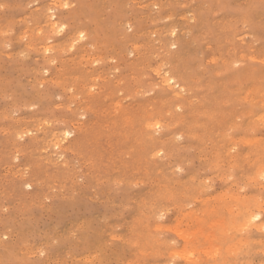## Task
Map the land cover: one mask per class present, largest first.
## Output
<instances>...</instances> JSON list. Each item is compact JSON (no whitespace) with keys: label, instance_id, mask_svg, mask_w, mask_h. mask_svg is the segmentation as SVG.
Returning <instances> with one entry per match:
<instances>
[{"label":"rangeland","instance_id":"1","mask_svg":"<svg viewBox=\"0 0 264 264\" xmlns=\"http://www.w3.org/2000/svg\"><path fill=\"white\" fill-rule=\"evenodd\" d=\"M46 15L51 16L50 23L56 26L57 30L56 28L52 30L50 28L51 24L48 25L45 22L47 18ZM239 15L245 16L244 22L239 18ZM4 21L6 24H4ZM164 29L166 30L165 32H167L166 35L163 34L165 37L164 41L166 43L170 40V42H172L173 39H180L181 43L183 42L188 46L193 45L198 50L196 49L195 52H192L194 55L190 54L189 50L186 51V53H183V56L181 54V56L175 60L176 65H174V60L167 62L166 59L168 55L179 51L177 50V45H170L167 48L170 51L169 53L165 50L159 49L161 46L160 41L162 40L160 34L164 32ZM195 29L196 32L194 36H192L191 33L192 31L194 32ZM170 30L171 32L173 30V32L171 33ZM209 32H212L211 35ZM73 33L76 36L75 38L73 37ZM216 33H218L220 36L223 34L224 37L230 40L228 43L236 47L241 45L249 47L252 45L251 49L249 50L250 52H246L244 54L245 59H241L242 61L240 60L239 64L237 63L232 66L234 67L232 71L233 73L230 75L226 70L218 71L221 73V75H217L215 73V70L218 69L221 61L220 55H224L219 54V51L216 50L217 48L215 49V41V47L213 46V39ZM112 35L114 37H112ZM152 36L154 37L152 38ZM203 36H205V38H203ZM133 37L135 39H133ZM199 41H201V43L203 42L200 44L201 50L199 49ZM133 45H136L138 50L140 49L139 58L142 57L143 62H145V54H149L145 55L147 58L152 55L150 58H148L149 61L147 60L146 63L141 64L143 63L141 61V63H139V68L135 67L136 56L133 54L134 52H130L133 48ZM0 46V113L2 116L0 118H3L2 120L0 119V128H3L2 131H0V264H185L186 261V264H190L194 259L198 258V256V260H202L198 264H215L217 262H219L217 264H264V244L255 245L252 249L250 247H246L245 245V240H248L249 237H261L264 239V231L258 232L254 229L250 230V228H242L245 229L242 230L243 232L245 231L243 233L241 232V229L236 226L237 224L232 225L234 228H237L235 233L233 231L234 228L229 229L231 232L229 230L226 231V239L223 240L225 244H221V241L216 240L214 243H212V248L210 247L212 249L211 251L220 250V255L223 253L224 247H230V243L232 244L230 251L233 253L228 252L227 254H229V256L226 254L227 257H225L226 255L223 254L224 256L221 255L223 257L222 258L218 255V253L215 255V253L212 252L211 254L210 250H200L202 248L208 249L206 246L209 247L211 237L217 236L218 231H216V227H214L213 224L210 226V223L213 221H215L213 223H217L221 221H218V219H222V217L229 218L231 222L235 221V219H238L235 213H227L226 209L228 206L226 208L225 205L221 206V204L228 203L227 195L229 193H231L233 196L236 194L235 196L241 197L243 195L247 196V194L249 195L253 192L256 195H262L264 197V178L260 177V175L264 176V169H259L260 171L258 170V173L255 175L254 170L252 168L250 169V165L254 162L252 157L242 155L244 158L240 163H243L246 166H243V168L240 166L239 170L240 172H243H241L242 174L240 173L242 177H244L245 173L244 179H241L240 177H236L237 179L233 178L231 172V167H236L239 164L235 163V156L239 152V149L245 148V141L248 138L252 139L253 137L258 139L264 138V107H261L262 99L261 97H255V99L252 101L250 96H247V94L245 95L247 87L250 84L254 87L256 84L264 86V0H0ZM50 46H52L55 51H53V49L49 51ZM43 47H46L49 50L46 52ZM41 48H43L42 52ZM96 54L98 56H96ZM159 55L161 60L159 59ZM188 55H191L192 57H189ZM249 57H255L258 62L249 59ZM209 59L212 61L210 62ZM51 60L52 64L50 62ZM91 60L95 63H92ZM155 60L157 63H154ZM162 60H166L165 62L167 65L164 63L165 67L169 66L168 76L171 75L172 72V74H176L178 76V72L180 71L179 76L185 80L186 92H182L183 94L180 96L182 99L179 97L180 99H177L174 103L170 102L166 97H163L157 91V84H155L159 81V75L157 74L158 71L160 72L162 70L160 72L161 76L163 74L167 76V67L165 68L164 65H162V68H165L162 69L157 65L158 61ZM190 60L193 64L190 62ZM213 61H215V63ZM253 61L256 63L253 65L255 68H252L251 73L253 75L252 79L256 84L250 81L249 83L245 76V78H242V75H236V73H234L240 68H250L249 65L254 64ZM199 62L203 64V68L200 67L198 64ZM147 63H149V67L152 70L157 69V67L159 68L158 70H155L156 73H152L153 71L149 69ZM243 63L246 64L247 67ZM129 64L130 66L133 65L132 67L135 68H131ZM213 64L215 66H213ZM205 65L207 67H205ZM76 66L79 74L76 73ZM69 68H71L72 71H70L71 69ZM36 70H39L40 72ZM62 71L65 74H63ZM101 72L104 74H101ZM61 73L63 74L62 79L59 76ZM90 73L91 76H87L88 83L86 82V84L89 85L87 86L84 84L87 79H83V74ZM125 74L126 76L129 75L126 78L127 82L124 81L126 77ZM32 76L35 77L33 78ZM121 76L123 78H121ZM68 77H71V79L73 77L74 81H76L75 78H79L81 79L79 80L80 82H82L83 79L84 83H82L84 85H80V82L78 81L74 82L73 80H69ZM101 79H103L105 82L107 81L108 83L106 82L104 86L105 82H103ZM62 80H67V83H65L68 87L66 84L63 86L64 83ZM94 80L96 83L95 85L91 83H94ZM116 80L118 81L116 82ZM202 80L203 82H201ZM220 81H222V83H220ZM58 83H61V85ZM89 83H91V85ZM219 85L222 88L219 87ZM69 86H73L72 89L77 90L78 92L72 93L74 90H67ZM117 87L119 88L117 89ZM82 88L83 91L79 90ZM218 88L221 89L219 90ZM87 89H89L88 91L90 92L88 94L87 92H84ZM119 89L122 91L121 93L118 92ZM97 90L98 92L100 91V93L94 96L95 92L97 93ZM103 90L108 94L104 92L105 94L103 93L102 95H99L101 92H103ZM115 90L118 93H116ZM91 91H93L94 94L91 93ZM213 91L218 92L220 95L217 94V102L215 101L216 103L214 102L210 104L211 98L214 94ZM79 93H84V97L92 95V97H90L91 99H94L93 104L92 102L89 104V100H87V103L86 99L89 98L86 97V99L83 97L84 101H82L81 97L83 94L80 97ZM110 93H112L114 96L110 95ZM69 94H71L70 98ZM46 95L50 99H48ZM72 96H74V100ZM96 96H99V99L101 96H103L101 99H105H102V101L100 100V103H103L100 105V107H98L99 99ZM243 96L246 97V100ZM76 97H79L77 99L78 101L76 100ZM152 97L156 100L152 99ZM96 98L98 101H96ZM189 99H192L191 104L188 103L190 102ZM231 101L234 104L230 103ZM83 102L85 106H92L91 110H89L90 108L88 109V107L83 105V107H81V103L83 104ZM118 103L122 104V107L117 105ZM228 103H230L231 107L228 105ZM174 104L177 106H174ZM258 104L259 107L257 106ZM66 105L70 106L71 111L68 110L69 108H66ZM171 105L174 107V109L171 108ZM75 107H77L79 110ZM74 108L77 109V117L75 116L76 112L72 111L75 110ZM80 108H83V111L80 110ZM217 108L219 109L217 110ZM44 109L46 110L44 111ZM97 109L100 111L98 112ZM245 110H251V112L254 113V116L250 118L252 121L251 131L248 132V130H246V132H244L242 135L241 132L235 130L234 127L237 125L241 126V123H246V117L243 115V111ZM104 111L107 114H101V112ZM146 111L149 113L145 114V116L148 115V117L158 118L160 122H164L161 123L162 127L156 128L154 130L155 132L152 134L158 140V143H155L154 145L149 144V142L145 139L147 133L143 132L145 119L142 117V113ZM6 112L8 114L13 113L12 116H15L16 119L19 120L16 121V119H14L15 117L13 118L10 114L9 115L11 117L9 119L8 117H6L7 119L4 118V115H7ZM31 112L32 115H30ZM78 112H80V115ZM223 114H225V116H223ZM28 115L32 118H29ZM37 116L39 121L41 120L40 123L38 122V119L34 118ZM127 116H130L132 120L131 123L126 122ZM61 117H63L66 122ZM67 117H71V119L69 118L70 120L68 121ZM27 118H29L31 121L33 120L31 124ZM57 118L59 119L57 120ZM243 118H245V120ZM13 119L15 120L16 124L13 122ZM74 119H76L75 122H73ZM36 120L39 124L35 123ZM87 120L92 123L90 124ZM22 121H24L23 125L25 128L21 124ZM111 121L113 123L116 122L117 124L114 125ZM230 121L231 125L228 126V122L230 124ZM80 122L89 124L88 126L83 124L85 127H87L86 132L85 127H80V124H82ZM255 122L258 123L256 124ZM32 123L33 127H31ZM41 123L44 124V126L42 125V132L40 129L36 130L34 128L35 124L37 129L38 127L40 128ZM111 123L113 124V127ZM11 124L12 127L9 126ZM25 124H30V126H26ZM200 124L203 126H200ZM15 125H20V127H17V129L19 128L16 132L17 134L15 131H12L13 133L11 132L12 129L14 130ZM45 125H49V129L46 128L49 130V136L48 133L44 134ZM92 125L97 127L98 133L95 132L96 130L94 129L96 128H94ZM66 126H69L71 129ZM110 126L112 130L110 129ZM46 129L45 131H47ZM63 129L66 131H63ZM34 130L38 132H35ZM68 130L71 134L66 136L63 142H61V147H53V145L57 142L56 138L65 132H69ZM33 134L34 138L31 137ZM84 134H87L89 138H87V136ZM45 135L48 136L49 141L46 138V142H42L43 148L41 149L42 146L40 145V141L44 140L46 137ZM51 135H54V138L52 136L53 139L51 138ZM240 136H242L241 140H243V142L239 141ZM80 137L83 141L85 140V142L81 141ZM58 138L60 139V136ZM223 138H225V140ZM37 139H39V141ZM54 139L56 142H52ZM74 140L76 142L75 146L77 145L75 148L73 146ZM49 143H51L52 146H50ZM47 144L49 145V150L47 149ZM81 146L85 147L84 150L81 149ZM50 147L51 149L53 148V150H50ZM65 147H68V150H66ZM77 147L78 152L75 150ZM61 148L64 150V152L61 150ZM14 149H16V151ZM30 149L32 150V153H30ZM56 149H58L59 152H57ZM156 150L161 151L156 153ZM49 151H53L54 153ZM65 151L67 153H65ZM235 151L236 153H234ZM35 152L38 154L41 152L40 154H42L43 158L45 155L48 156L47 154L49 153L52 155H49L48 158L45 157L49 161H46L44 158L46 161H43L45 163L44 164L43 162H40L39 158V162L37 161V158H34L36 156L41 158V155H38ZM75 153L76 155H74ZM43 154L45 155L43 156ZM233 154H235V156ZM28 155H32L31 157H33V159L29 158ZM55 156L58 159H62V161L59 159L61 161L59 162L57 158L55 159ZM43 158H41V161ZM9 159L13 162H11ZM50 160H52V162L53 160L54 162L55 160L58 162H53V164L56 165H52ZM232 160L234 161L233 163ZM64 161L66 164H64ZM209 163H211L213 166H209ZM234 163L236 166L233 165ZM3 164H6V166ZM15 164L17 166L19 165V167H16ZM28 164H31V168ZM42 164H44V166H42ZM2 165L4 166L3 168L1 167ZM14 165L17 169V172L14 170ZM62 165V168L65 167L63 171L62 169H59V166ZM82 165H84V167ZM28 166L30 169H25ZM54 166L56 168H53ZM27 170L29 174L24 173L27 172ZM19 171H22V174L20 172V175H18ZM37 172L38 174H36ZM13 173H15L17 176ZM47 173L50 177H46ZM42 174L43 178H46L47 180H43ZM190 174L191 176H189ZM34 175L38 176L34 177ZM224 175L225 178L222 177ZM257 175L259 177H256ZM39 176H41L40 179ZM113 176L114 178L112 179ZM19 177H21L20 180ZM24 177L27 179H22ZM137 177H139V182ZM195 177L197 179H195ZM30 178H34L32 181L35 185V188L31 183L32 181H30ZM175 178L178 181H174ZM223 179H225L226 182ZM238 179L240 180L238 181ZM257 179H259V181ZM35 180L38 182L40 181V183L37 182L39 185L35 183ZM130 180H132L134 183H131ZM24 181L28 182L29 184L25 183ZM17 183L19 184L17 185ZM20 184L21 186L22 184L24 185L22 187L20 186L21 189H17L20 188ZM16 185L18 186L17 188ZM25 186H27L28 189ZM31 186L33 188H31ZM36 186L40 189L37 190ZM13 187H15V189H13ZM34 189L35 191H32ZM36 192L37 194L41 193L37 195V199L34 197ZM225 192L227 194H225ZM22 193H24V196ZM161 195H163V197H160V201L158 196ZM152 196H155L153 197L154 200L151 199ZM135 200L136 202H134ZM148 200H151V203ZM156 201L158 203L155 204ZM140 202L141 204H139ZM145 202L146 206L144 205ZM200 202H202L201 204L203 205L200 206V204H198ZM157 206H162V208L160 209V207L158 208ZM150 209H154L155 214L154 211ZM205 210L210 211V213L213 211L212 213L215 215L211 213L205 224L203 223L204 226H200L198 219L202 218L201 216ZM261 210L264 213V203L262 204ZM186 212L188 214L192 212V216L183 218L184 215H187ZM254 214H257V211L252 213V215ZM218 216L219 218L217 219ZM232 218L234 220H232ZM174 221L177 222L176 225ZM185 222H187V224ZM192 223H195L196 225H193ZM197 224L199 225L197 226ZM179 225L180 227L178 230L175 229ZM172 226L175 230H173ZM165 227L168 229H165ZM192 227L196 232H192ZM195 227L199 228L200 232L202 231L201 235L198 231L200 236L195 234L198 230ZM189 228L192 231H190ZM237 230H240L241 233H237ZM208 234L210 235L208 236ZM111 235L113 237H111ZM206 235L208 238L204 240ZM129 236L130 238L132 236L133 237L130 239L128 238ZM189 236L193 237L188 238ZM185 237L188 239L193 238L191 242L186 243L188 245L186 248V244L184 245L185 240H182L183 238L185 239ZM239 237L241 240L238 239ZM201 238L202 241L204 240V242L201 241ZM209 238L210 241L208 240ZM227 239L230 241L228 242ZM234 239L235 243H233ZM242 239H244V244L241 242L243 241ZM157 240L158 242H156ZM195 241L199 242L200 244L198 247L199 249L197 248L198 250L194 246V243H196ZM192 244L195 248L191 246ZM215 244L216 246L218 245L220 249H218V247L216 248ZM233 244L235 246H233ZM190 246L193 249H191ZM234 247H236V249H233ZM180 248H182L183 251ZM194 249H196L198 252H201L197 255V252ZM239 249L241 251V257H238L236 262V260H233V258L239 252ZM244 251L245 254H243ZM178 252L181 254L177 255ZM211 255H213L212 258ZM173 256H176L175 258L178 260L173 258ZM203 257L205 259H203ZM225 259L227 261H225ZM204 260H206L207 263H203Z\"/></svg>","mask_w":264,"mask_h":264},{"label":"bare ground","instance_id":"2","mask_svg":"<svg viewBox=\"0 0 264 264\" xmlns=\"http://www.w3.org/2000/svg\"><path fill=\"white\" fill-rule=\"evenodd\" d=\"M133 1H135V0H133ZM184 1V0H183ZM56 2V1H55ZM58 2V1H57ZM131 2V1H130ZM63 3V2H62ZM104 3V2H103ZM153 3V2H152ZM170 3V2H169ZM49 4V3H48ZM50 4H52V3H50ZM59 4V3H58ZM131 4V3H130ZM160 4V3H159ZM171 4V3H170ZM188 4V3H187ZM53 5V4H52ZM60 5V4H59ZM63 5V4H62ZM169 5V4H168ZM49 6V5H48ZM58 6V5H57ZM130 6V5H129ZM144 6V5H143ZM151 6V5H150ZM11 7V6H10ZM69 7V6H68ZM161 7V6H160ZM153 8V7H152ZM170 8V7H169ZM50 9H53V8H50ZM123 9V8H122ZM125 9V8H124ZM160 9V8H159ZM166 9V8H165ZM184 10V9H183ZM187 10V9H186ZM121 11V10H120ZM125 11H128V10H125ZM161 11V10H160ZM256 11V10H255ZM45 13V12H44ZM99 13V12H98ZM178 13V12H177ZM51 15V14H50ZM128 15V14H127ZM47 16V18H46V23L48 24V25H50L51 27V29L52 30H54L55 28H56V26H54L52 23H50L51 21H50V17L51 16H48V15H46ZM129 16H131V15H129ZM135 16H137V15H135ZM169 16H170V14H169ZM247 16V15H246ZM248 16H249V14H248ZM247 16V17H248ZM53 17V16H52ZM134 17V16H133ZM103 18V17H102ZM239 18L244 22V18H245V16H240L239 15ZM8 19V18H7ZM27 19V18H26ZM132 19V18H131ZM171 19V18H170ZM247 19V18H246ZM53 20V19H52ZM101 20V19H100ZM35 21V20H34ZM191 21V20H190ZM241 21V22H242ZM27 22H28V20H27ZM32 22V21H31ZM142 22V21H141ZM161 22V21H160ZM189 22V21H188ZM246 22V21H245ZM254 22V21H253ZM29 23V22H28ZM60 23V22H59ZM58 23V24H59ZM151 23V22H150ZM179 23V22H178ZM218 23V22H217ZM4 24H6L5 23V21H4ZM224 24V23H223ZM18 25V24H17ZM30 25V24H29ZM44 25V24H43ZM75 25V24H74ZM77 25V24H76ZM132 25V24H131ZM136 25V24H135ZM11 26V25H10ZM44 26H46V25H44ZM72 26V25H71ZM57 27H58V25H57ZM128 27V26H127ZM59 28V27H58ZM61 28V27H60ZM65 28V27H64ZM107 28V27H106ZM123 28V27H122ZM175 28V27H174ZM25 29V28H24ZM43 29V28H42ZM50 29V30H51ZM63 29V28H62ZM176 29V28H175ZM47 30V29H46ZM56 30H57V28H56ZM59 30V29H58ZM136 30V29H135ZM150 30V29H149ZM11 31V30H10ZM9 31V32H10ZM37 31V30H36ZM39 31V30H38ZM63 31V30H62ZM124 31V30H123ZM129 31V30H128ZM166 30L164 29V32H162L160 35H161V38H162V40L160 41V50H165L166 52H170L167 48L171 45V46H176L178 49V51L179 52H175V53H172L171 55H168V57H167V62H170V61H173L174 60V65H176V62H175V60L176 59H178L180 56H181V54H182V56L184 55L183 53H186V51H188L189 50V52H190V54H193L192 52H195L196 51V47H194L193 45L192 46H188V45H186L185 43H181V40L179 39H173L172 40V42H170V41H167V43L164 41L165 39V37H164V35L163 34H167V32H165ZM175 31V30H174ZM223 31V30H222ZM12 32V31H11ZM170 32H171V30H170ZM172 32H173V30H172ZM171 32V33H172ZM195 32H196V29L194 30V32L192 31V36H194V34H195ZM20 33V32H19ZM51 33V32H50ZM49 33V34H50ZM152 33V32H151ZM155 33H157V32H155ZM171 33H170V36H171ZM211 33L212 32H209V34L211 35ZM6 34V33H5ZM22 34V33H21ZM25 34V33H24ZM29 34V33H28ZM60 34V33H59ZM84 34V33H83ZM148 34V33H147ZM153 34V33H152ZM72 35V34H71ZM73 35H74V33H73ZM122 35V34H121ZM131 35V34H130ZM41 36V35H40ZM110 36V35H109ZM20 37H21V35H20ZM29 37V36H28ZM57 37V36H56ZM74 38L76 37L75 35L73 36ZM112 37H114L113 35H112ZM129 37V36H128ZM154 36H152V38H153ZM212 37V36H211ZM13 38H15V37H13ZM59 38V37H58ZM109 38V37H108ZM150 38V37H149ZM203 38H205V36H203ZM240 38H242V37H240ZM250 38V37H249ZM17 39H18V37H17ZM110 39H112V38H110ZM133 39H135L134 37H133ZM169 39H170V37H169ZM186 39V38H185ZM202 39V38H201ZM119 40V39H118ZM154 40V39H153ZM152 40V41H153ZM7 41V40H6ZM109 41V40H108ZM107 41V42H108ZM149 41V40H148ZM202 41V40H201ZM201 41H199V46H200V50H201V45L200 44H202L201 43ZM205 41V40H204ZM211 41H212V39H211ZM214 41H215V46H214ZM236 41V40H235ZM67 42V41H66ZM81 42V41H80ZM155 42H156V40H155ZM187 42H188V40H187ZM228 42H230V40L229 39H227L226 37H224V35L222 34L221 36L218 34V33H216L215 34V36H214V39H213V46L215 47V49L217 50V51H219L218 53L219 54H224L223 56H221L220 55V64H219V66H218V69L217 70H215V73L217 74V75H221V73H219L218 71H223V70H226L227 71V73L229 72V75L230 74H232L233 72V68L234 67H232V66H234V64H239V62H240V60L242 59H245L244 57H245V53L246 52H250L249 50L251 49V46H245V45H241V46H238V47H236V46H234V45H231L230 43H228ZM257 42V41H256ZM69 43V42H68ZM110 43V42H109ZM123 43V42H122ZM144 43V42H143ZM150 43V42H149ZM152 43V42H151ZM226 43H228V44H226ZM243 43V42H242ZM255 44V43H254ZM2 45V44H1ZM3 45H4V43H3ZM16 45V44H15ZM21 45V44H20ZM34 45V44H33ZM41 45H43V44H41ZM40 45V46H41ZM70 45V44H69ZM74 45H76V44H74ZM115 45V44H114ZM156 45V44H155ZM247 45H249V44H247ZM26 46V45H25ZM24 46V47H25ZM63 46H64V44H63ZM159 46V45H158ZM1 47V46H0ZM6 47V46H5ZM36 47V46H35ZM47 47H49V46H47ZM60 47V46H59ZM26 48V47H25ZM37 48V47H36ZM44 48V47H43ZM43 48H41V52H42V49ZM90 48H93V47H90ZM101 48V47H100ZM45 50H46V52H47V50H49V51H51V49H53L52 48V46H50V48L49 49H47L46 47L44 48ZM54 49H55V45H54ZM53 49V51H55ZM157 49V48H156ZM32 50V49H31ZM37 50V49H36ZM45 50H43V51H45ZM91 50H93V49H91ZM176 50V51H177ZM198 50V49H197ZM199 50V51H200ZM62 51V50H61ZM86 51V50H85ZM89 51V50H88ZM118 51H119V49H118ZM139 51H140V49L138 50L137 49V47H136V45H133V48L131 49V51L130 52H134L133 54H135V56H136V58H135V67L136 68H139V66H140V64L139 63H141V61L143 62V60H142V57H140L139 58V56H140V54H139ZM141 51H143V50H141ZM64 52V51H63ZM62 52V53H63ZM69 52V51H68ZM144 52V51H143ZM145 52H146V50H145ZM152 52V51H151ZM160 52V51H159ZM212 52V51H211ZM34 53V52H33ZM126 53V52H125ZM142 53V52H141ZM154 53V52H153ZM156 53H157V51H156ZM164 53V52H163ZM188 53V52H187ZM213 53H214V51H213ZM39 54V53H38ZM45 54V53H44ZM48 54V53H47ZM127 54V53H126ZM148 54V53H147ZM147 54H145V55H147ZM155 54V53H154ZM50 55V54H49ZM104 55V54H103ZM106 55V54H105ZM109 55V54H108ZM118 55H120V54H118ZM131 55V54H130ZM142 55V54H141ZM144 55V54H143ZM144 55V60H145V62H143V63H141V64H144V63H146L147 62V60H148V58H150V57H148L147 58V56H145ZM149 55V54H148ZM161 55H163V54H161ZM194 55V54H193ZM196 55V54H195ZM1 56V55H0ZM10 56V55H9ZM22 56V55H21ZM60 56V55H59ZM63 56V55H62ZM96 56H98L97 54H96ZM111 56V55H110ZM109 56V57H110ZM113 56V55H112ZM134 56V55H133ZM189 56V55H188ZM13 57V56H12ZM11 57V58H12ZM16 57H18V56H16ZM15 57V58H16ZM54 57V56H53ZM164 57V56H163ZM163 57H162V59H163ZM185 57V56H184ZM189 57H192L191 55L189 56ZM28 58V57H27ZM87 58V57H86ZM248 58V57H247ZM60 59V58H59ZM62 59V58H61ZM92 59V58H91ZM110 59H112V58H110ZM114 59H115V57H114ZM154 59H156V58H154ZM159 59H160V55H159ZM158 59V60H159ZM191 59V58H190ZM249 59H251V60H255L256 62H258L257 61V59L255 58V57H249ZM151 60V59H150ZM161 60V59H160ZM165 60V61H166ZM187 60V59H186ZM241 60V61H242ZM41 61V60H40ZM92 61V60H91ZM108 61V60H107ZM129 61V60H128ZM132 61H133V59H132ZM149 61V60H148ZM165 61H158V66L160 67V68H162L163 66L162 65H164V63H166ZM184 61V60H183ZM194 61V60H193ZM209 61H210V59H209ZM212 61V60H211ZM210 61V62H211ZM51 62V64H52V60L50 61ZM134 62V61H133ZM137 62V63H136ZM154 62V61H153ZM190 62L192 63V61L190 60ZM198 62V61H197ZM209 62V63H210ZM214 63H215V61H213ZM254 62V61H253ZM256 62H254V64H250L249 65V67L250 68H248L247 67V65L246 64H244V65H246V67L247 68H240V69H238L237 71H235L234 73H236V75H242L243 77L242 78H247V80H248V82L250 81V82H253L254 83V80L252 79V73H251V70H252V68H255L253 65H255V63ZM62 63V62H61ZM70 63V62H69ZM77 63V62H76ZM86 63V62H85ZM91 63V62H90ZM92 63H95V62H93L92 61ZM154 63H157L156 62V60H155V62ZM182 63V62H181ZM203 63H204V61H203ZM208 63V64H209ZM48 64V63H47ZM50 64V63H49ZM74 64V63H73ZM148 64V67H149V63H147ZM168 64H170V63H168ZM193 64V63H192ZM199 65H200V67L201 68H203L202 66H203V64L202 63H198ZM58 65H62V64H58ZM78 65V64H77ZM94 65V64H93ZM166 65H167V63H166ZM195 65H196V63H195ZM194 65V66H195ZM16 66V65H15ZM129 66H130V64H129ZM133 65H131L130 67L131 68H135V67H132ZM173 66V65H172ZM179 66V65H178ZM193 66V67H194ZM210 66V65H209ZM213 66H215L214 64H213ZM242 66V65H241ZM3 67V66H2ZM82 67V66H81ZM164 67H165V65H164ZM167 67V68H166ZM165 68H166V70H167V73H166V75L167 76H165L163 73V75L161 76L160 75V72L162 71H158V75H159V81H158V83H155V84H157V91L163 96V97H166L170 102H176V100L177 99H180L181 97V94H183L182 92H186V85H185V80L181 77V76H179V73H180V71L178 72V76L176 75V74H172L171 73V75H169L168 76V68H169V66H166ZM171 67V66H170ZM196 67V66H195ZM205 67H207L206 65H205ZM204 67V68H205ZM212 67V66H211ZM238 67V66H237ZM15 68V67H14ZM32 68V67H31ZM39 68V67H38ZM65 68V67H64ZM77 68V66L75 67V70L77 71L76 73H78V69H76ZM80 68V67H79ZM142 68V67H141ZM155 68V67H154ZM165 68H162V69H165ZM182 68V67H181ZM180 68V69H181ZM186 68V67H185ZM197 68V67H196ZM227 68V69H226ZM3 69V68H2ZM69 69H71V68H69ZM145 69H147V68H145ZM149 69H150V67H149ZM159 68L157 67V69H154V70H152V69H150V70H152L153 72L152 73H156V71L155 70H158ZM206 69V68H205ZM215 69V68H214ZM59 70V69H58ZM65 70V69H64ZM63 70V71H64ZM67 70V69H66ZM83 70V69H82ZM36 71H38V72H40L39 70H36ZM48 71V70H47ZM62 71V72H63ZM70 71H72V69L70 70ZM70 71H69V73H70ZM74 71V70H73ZM138 71H139V69H138ZM142 71V70H141ZM144 71V70H143ZM55 72V71H54ZM79 72H80V70H79ZM129 72V71H128ZM127 72V73H128ZM149 72V71H148ZM182 72V71H181ZM184 72V71H183ZM195 72H196V70H195ZM207 72V71H206ZM254 72V71H253ZM75 73V72H74ZM97 73H98V71H97ZM143 73V72H142ZM141 73V74H142ZM170 73V72H169ZM204 73V72H203ZM258 73H259V71H258ZM40 74V73H39ZM63 74H65L64 72H63ZM63 74L61 73V75H59L60 77H61V79L63 78L62 76H63ZM79 74V73H78ZM101 74H104V73H102L101 72ZM108 75H110L109 73H107ZM121 74V73H120ZM129 74H130V72H129ZM184 74V73H183ZM208 74V73H207ZM253 74H255V73H253ZM47 75V74H46ZM50 75V74H49ZM84 76H83V79L84 78H86L87 79V76H91V73L90 74H83ZM132 75V74H131ZM144 75V74H143ZM142 75V76H143ZM185 75H187V74H185ZM198 75V74H197ZM65 76V75H64ZM75 76V75H74ZM97 76H98V74H97ZM99 76H100V74H99ZM125 76H126V74H125ZM127 76H129V75H127ZM127 76L125 77V80L124 81H126V78H127ZM184 76V75H183ZM189 76V75H188ZM225 76H228V75H225ZM245 76V77H244ZM260 76V75H259ZM16 77V76H15ZM33 77V76H32ZM35 77V76H34ZM33 77V78H34ZM92 77H93V75H92ZM221 77V76H220ZM230 77V76H229ZM37 78V77H36ZM88 78H90V77H88ZM100 78H101V76H100ZM113 78V77H112ZM121 78H123L122 76H121ZM3 79V78H2ZM16 79V78H15ZM68 79L69 80H73L74 81V78L72 77V79H71V77H68ZM76 79V81H78V82H80L79 80H81V79H77V78H75ZM83 79H82V82L84 83V81H83ZM91 79V78H90ZM95 79H96V76H95ZM98 79H99V77H98ZM111 79V78H110ZM154 79V78H153ZM189 79V78H188ZM85 80V79H84ZM93 80V79H92ZM102 81H103V79H101ZM107 80V79H106ZM120 80V79H119ZM141 80H143V79H141ZM235 80V79H234ZM3 81V80H2ZM63 81V86L67 83V80L65 81V80H62ZM62 81H60V82H62ZM76 81H74V82H76ZM88 81V79L85 81V83L84 84H86V82ZM118 80H116V82H117ZM121 81V80H120ZM134 81V80H133ZM136 81V80H135ZM206 81V80H205ZM236 81V80H235ZM234 81V82H235ZM239 81V80H238ZM259 81V80H258ZM42 82V81H41ZM66 82V83H65ZM72 82V81H71ZM78 82H77V84H78ZM82 82H80V85L82 84V85H84ZM91 82V81H90ZM103 82H105V81H103ZM107 82V81H106ZM106 82L104 83V86H105V84H106ZM127 82V81H126ZM192 82V81H191ZM201 82H203V80L201 81ZM233 82V83H234ZM247 82V83H248ZM249 82V83H250ZM39 83V82H38ZM51 83V82H50ZM49 83V84H50ZM88 83V82H87ZM93 85H95L96 83H95V80H94V83L93 82H91ZM91 83H89L90 85H91ZM100 83V82H99ZM108 83V82H107ZM120 83V82H119ZM150 83V82H149ZM220 83H222V81H220ZM59 85H61V83H58ZM72 84V83H71ZM125 84H127V83H125ZM152 84H154V83H152ZM193 84V83H192ZM191 84V85H192ZM254 84H256V83H254ZM87 85V84H86ZM98 85V84H97ZM110 85H111V83H110ZM124 85V84H123ZM198 85V84H197ZM196 85V86H197ZM216 85V84H215ZM214 85V87L216 88V86ZM66 86H67V84H66ZM87 86H89V85H87ZM114 86H116V85H114ZM122 86V85H121ZM190 86V85H189ZM200 86V85H199ZM68 87V86H67ZM77 87V86H76ZM85 87V86H84ZM110 87V86H109ZM125 87V86H124ZM188 87V86H187ZM219 87H221L220 85H219ZM47 88V87H46ZM55 88V87H54ZM73 88V86H69V88L67 89V90H69V89H72ZM119 87H117V89H118ZM222 88V87H221ZM221 88H218L219 90L221 89ZM65 89V88H64ZM77 89V88H76ZM103 89V88H102ZM101 89V90H102ZM126 89V88H125ZM203 89V88H202ZM26 90V89H25ZM34 90V89H33ZM53 90V89H52ZM66 90V91H67ZM72 90H74V89H72ZM79 90H81V91H83V88L82 89H79ZM89 89H87L86 91H84V92H87V94L88 93H90L89 91H88ZM99 90V89H98ZM98 90H97V93L95 92V94L93 93V91H91V93H93L94 94V96L95 95H98V93H100V91L98 92ZM140 90V89H139ZM214 90V89H213ZM246 90V89H245ZM62 91V90H61ZM116 91V90H115ZM114 91V92H115ZM132 91V90H131ZM207 91V90H206ZM215 91V90H214ZM213 91V92H214ZM216 91H217V89H216ZM222 91V90H221ZM69 92H71V91H69ZM68 92V93H69ZM76 92H78L77 90H74L72 93H76ZM107 93L106 91H104L103 90V92H101V94H99V95H102L103 93ZM118 92H122L120 89L118 90ZM117 91H116V93H118ZM208 92V91H207ZM36 93H38V92H36ZM104 93V94H105ZM119 93V94H120ZM221 93V92H220ZM237 93V92H236ZM235 93V94H236ZM83 94V96L81 97V95ZM82 94H80L79 93V96L82 98V101H84V98L86 97V98H89V99H86V102H87V100H89V104H91V102H92V104H93V100L94 99H91V97H92V95H88V96H85L84 97V93H82ZM108 94V93H107ZM190 94V93H189ZM217 94H218V92H214V94H213V96H212V98H211V101H210V104H212V103H214L215 101H216V96H217ZM222 94V93H221ZM247 94V96H250L251 97V100L253 101L254 99H255V97H258V98H260L261 97V99H262V103L261 102H259V103H261L262 105H261V107H264V86L263 85H255V87L253 86V85H248V87H247V91H246V93H245V95ZM16 95V94H15ZM73 95V94H72ZM110 95H113L112 93H110ZM185 95V94H184ZM218 95H220V94H218ZM47 96V95H46ZM70 96H71V94H69V98H70ZM91 96V97H90ZM105 96V95H104ZM114 96V95H113ZM112 96V97H113ZM116 96H118V95H116ZM120 96V95H119ZM201 96H202V94H201ZM209 96V95H208ZM48 97V96H47ZM84 97V98H83ZM97 97V96H96ZM101 97H103V96H101ZM101 97H100V99H99V96L97 97L98 99H99V101H98V99L96 100V101H98L99 102V105H98V107H100V105L101 104H103V103H100L101 101H102V99H101ZM123 97V96H122ZM180 97V98H179ZM185 97V96H184ZM199 97V96H198ZM238 97H239V95H238ZM243 97H245V96H243ZM72 98H73V100L75 99L74 98V96H72ZM79 98V97H78ZM77 97H76V100L78 99ZM111 98V97H110ZM121 98V97H120ZM123 98H125V97H123ZM128 98V97H127ZM33 99V98H32ZM42 99V98H41ZM48 99H50L49 97H48ZM64 99V98H63ZM91 99V100H90ZM152 99H154V100H156L155 98H153L152 97ZM182 99V98H181ZM186 99V98H185ZM193 99V98H192ZM191 99V100H192ZM195 99V98H194ZM198 99V98H197ZM196 99V100H197ZM235 99V98H234ZM244 99V98H243ZM69 100V99H68ZM73 100H71V101H73ZM80 100V99H79ZM101 100V101H100ZM103 100H105V99H103ZM113 100V99H112ZM111 100V101H112ZM148 100V99H147ZM190 100V99H189ZM188 100V101H189ZM191 100H190V102H188V103H190L191 104ZM232 100H233V98H232ZM245 100H246V97H245ZM32 101V100H31ZM78 101V100H77ZM81 101V102H82ZM96 101H95V103H96ZM54 102V101H53ZM80 102V101H79ZM78 102V103H79ZM217 102V101H216ZM215 102V103H216ZM69 103H71V102H69ZM88 103V102H87ZM86 103V104H87ZM111 103V102H110ZM115 103V102H114ZM120 103H122V102H120ZM227 103V102H226ZM230 103H232V101L230 102ZM230 103H228V105L230 106ZM257 103V102H256ZM68 104V103H67ZM76 104H77V102H76ZM232 104H234V103H232ZM251 104V103H250ZM58 105V104H57ZM70 105V104H69ZM69 105H66V108H69L68 110H70V106ZM85 106V104H84V102H83V104L81 103V107H83V106ZM95 105V104H94ZM109 105H111V104H109ZM117 105H120L121 107H122V104H117ZM133 105V104H132ZM176 104H174V106H175ZM65 106V105H64ZM69 106V107H68ZM76 106V105H75ZM112 106V105H111ZM114 106V105H113ZM124 106H126V105H124ZM177 106V105H176ZM258 107H259V104L257 105ZM58 107V106H57ZM72 107H74V106H72ZM77 107H78V105H77ZM77 107H75V108H77ZM85 107H88V105L87 106H85ZM92 107V106H91ZM91 107H88V109L89 110H91ZM96 107V106H95ZM106 107H108V106H106ZM129 107V106H128ZM180 107H182V106H180ZM231 107V106H230ZM229 107V108H230ZM257 107V108H258ZM29 108V107H28ZM34 108V107H33ZM51 108V107H50ZM63 108V107H62ZM74 108V109H75ZM109 108V107H108ZM151 108V107H150ZM171 108H173L174 109V107H172V105H171ZM224 108V107H223ZM5 109V108H4ZM7 109V108H6ZM13 109V108H12ZM78 109V108H77ZM77 109H75V110H72V111H74V112H76V114H75V116L77 117ZM93 109V108H92ZM98 109H100V108H98ZM97 109V111L99 112L100 110H98ZM219 108H217V110H218ZM46 109H44V111H45ZM79 110V109H78ZM80 110H82L83 111V108H80ZM87 110V109H86ZM179 110V109H178ZM203 110V109H202ZM201 110V111H202ZM223 110V109H222ZM230 110V109H229ZM55 111V110H54ZM66 111V110H65ZM71 111V110H70ZM84 111H85V108H84ZM180 111V110H179ZM204 111V110H203ZM5 112V111H4ZM67 112V111H66ZM97 112V113H98ZM228 112V111H227ZM229 112H231V111H229ZM244 112V116L246 117V123H241L242 125L241 126H239V125H237L236 127H234V129L235 130H237V131H239V132H241V134L243 135L244 134V132H246V130H248V132L249 131H251V120H250V118L251 117H253L254 116V113L253 112H251V110H245V111H243ZM251 112V113H250ZM3 113V112H2ZM7 113V112H6ZM34 113V112H33ZM37 113H38V111H37ZM48 113V112H47ZM82 113V112H81ZM95 113V112H94ZM102 113H106L105 111L104 112H101V114ZM117 113V112H116ZM147 113H149V112H144V113H142V117H144V119H145V126H144V131L143 132H146L147 133V135L145 136V139L149 142V144L150 145H154L155 143H158V140L152 135L153 134V132H155L154 130L156 129V128H160V127H162V124L161 123H164V122H160L159 121V119L158 118H152V117H148V115H146L145 116V114H147ZM199 113V112H198ZM214 113H215V111H214ZM223 113V112H222ZM249 113H250V115H249ZM11 116L13 115V113L11 114V113H9ZM8 113H7V115H9ZM29 114V113H28ZM46 114V113H45ZM78 114L80 115V112H78ZM83 114V113H82ZM100 114V113H99ZM101 114H100V116H101ZM107 114V113H106ZM7 115H4L5 117L4 118H6V117H8V119L11 117L10 115L9 116H7ZM30 115H32V112L30 113ZM37 115V114H36ZM229 115V114H228ZM234 115V114H233ZM263 115V114H262ZM61 116H62V114H61ZM66 116H67V114H66ZM66 116H64V117H66ZM73 116V115H72ZM87 116V115H86ZM119 116V115H118ZM150 116V115H149ZM223 116H225V114H223ZM236 116V115H235ZM0 117H2L1 116V113H0ZM13 117V116H12ZM15 117V116H14ZM13 117V118H14ZM28 117L30 118L31 116H29L28 115ZM45 117H46V115H45ZM44 117V118H45ZM74 117V116H73ZM80 117V116H79ZM84 117V116H83ZM115 117V116H114ZM121 117V116H120ZM146 117V118H145ZM227 117V116H226ZM29 118H27V120H29L30 122V124H31V122L33 121H31ZM32 118V117H31ZM34 118H36V119H38V122L40 123V121H39V118H38V116L37 117H34ZM33 118V119H34ZM42 118V117H41ZM60 118V117H59ZM59 118H57V120L59 119ZM61 118H63V117H61ZM68 118V117H67ZM70 119H71V117H69ZM68 118V121L70 120ZM75 118V117H74ZM96 118V117H95ZM104 118H106V117H104ZM223 118V117H222ZM257 118H258V116H257ZM259 118H260V115H259ZM258 118V119H259ZM264 118V117H263ZM1 119V118H0ZM3 119V118H2ZM1 119V120H2ZM7 119V118H6ZM14 119H16V117L14 118ZM13 119V120H14ZM47 119V118H46ZM64 119V118H63ZM77 119V118H76ZM76 119H74V121L73 122H75V120ZM101 119H102V117H101ZM216 119H217V117H216ZM219 119V118H218ZM236 119V118H235ZM234 119V120H235ZM242 119V118H241ZM244 120H245V118H243ZM19 120V119H18ZM17 119H16V121H18ZM22 120V119H21ZM23 120H25V119H23ZM35 120V119H34ZM44 120V119H43ZM62 120V119H61ZM80 120V119H79ZM12 121V120H11ZM26 121V120H25ZM49 121V120H48ZM63 121V120H62ZM64 121H65V119H64ZM82 121V120H81ZM88 122H89V120H87ZM86 121V122H87ZM97 121V120H96ZM119 121V120H118ZM122 121V120H121ZM120 121V122H121ZM126 121V120H125ZM261 121V120H260ZM14 123H15V120L13 121ZM37 122V120L35 121V123H37V124H39ZM56 122V121H55ZM59 122V121H58ZM66 122V121H65ZM71 122V121H70ZM112 122V121H111ZM123 122V121H122ZM126 122H129V123H131L132 122V120H131V118H130V116H127V121ZM139 122V121H138ZM187 122V121H186ZM197 122H199V121H197ZM219 122V121H218ZM245 122V121H244ZM264 122V121H263ZM19 123H20V121H19ZM26 123H28V122H26ZM42 123H44V122H42ZM41 123V125H40V128L38 127V129L35 127V125H34V128L36 129V130H41L42 129V125L44 126V124H42ZM49 123V122H48ZM62 123V122H61ZM68 123V122H67ZM72 123V122H71ZM71 123H70V125H71ZM77 123V122H76ZM80 123H82V122H80ZM90 124L92 123V122H89ZM113 123V122H112ZM111 123V124H112ZM124 123V122H123ZM168 123V122H167ZM188 123V122H187ZM223 123V122H222ZM256 124L258 123V122H255ZM16 124V123H15ZM22 125L24 124V121H22V123H21ZM20 124V125H21ZM30 124H27L28 126H30ZM78 124H79V122H78ZM86 125V126H88L89 124H85L84 122L82 123V124H80L81 126L80 127H85L84 125ZM96 124V123H95ZM110 124V125H111ZM114 125H116L117 123L115 122V123H113ZM113 124H112V127H113ZM119 124V123H118ZM20 125H15V128H16V130H15V128H14V130L12 129L11 130V132L12 131H15V133L17 132V130L19 129H17V127L19 126L20 127ZM26 125V124H25ZM26 125V126H27ZM59 125V124H58ZM62 125V124H61ZM83 125V126H82ZM104 125V124H103ZM126 125V124H125ZM140 125V124H139ZM202 124H200V126H201ZM229 125H231V121H230V124H229V122H228V126ZM234 125V124H233ZM253 125V124H252ZM9 126H11L12 127V124L11 125H9ZM24 126V125H23ZM49 126V125H48ZM48 126H46L45 125V129L46 128H48L49 129V127ZM92 126H94V128H96V129H94V130H96L95 132H97V127H95V125H92ZM107 126H109V125H107ZM203 126V125H202ZM22 127V126H21ZM31 127H33V123H32V126ZM30 127V128H31ZM66 127H69V126H66ZM116 127V126H115ZM196 127H197V125H196ZM199 127V126H198ZM219 127V126H218ZM263 127H264V125H263ZM5 128V127H4ZM10 128V127H9ZM24 128H25V126H24ZM28 128V127H27ZM43 128V129H44ZM51 128V127H50ZM60 128V127H59ZM70 128V127H69ZM86 128L87 127H85V132H86ZM163 128H165V127H163ZM178 128H181V127H178ZM1 129V128H0ZM3 129V128H2ZM2 129L0 130V131H2ZM45 129H44V134H46V133H48V136L50 135V133H49V130H47V131H45ZM71 129V128H70ZM75 129V128H74ZM110 129H111V126H110ZM214 129H216V128H214ZM7 130V129H6ZM5 130V131H6ZM22 130V129H21ZM53 130H54V128H53ZM65 129H63V131H64ZM81 130V129H80ZM87 130H89V129H87ZM112 130V129H111ZM116 130V129H115ZM175 130H177V129H175ZM209 130V129H208ZM20 131V130H19ZM26 131V130H25ZM32 131H33V129H32ZM35 131V130H34ZM56 131V130H55ZM55 131H54V134H55ZM58 131V130H57ZM59 131H61V130H59ZM62 131V132H63ZM66 131V130H65ZM69 131V130H68ZM84 131V130H83ZM82 131V132H83ZM91 131V130H90ZM99 131V130H98ZM101 131V130H100ZM120 131V130H119ZM165 131V130H164ZM197 131V130H196ZM219 131V130H218ZM24 132V131H23ZM35 132H38V131H35ZM40 132V131H39ZM41 132H42V130H41ZM79 132V131H78ZM94 132V131H93ZM95 132H94V134H95ZM125 132V131H124ZM169 132V131H168ZM176 132V131H175ZM10 133V132H9ZM13 133V132H12ZM29 133V132H28ZM43 133H42V135H43ZM57 133V132H56ZM88 133H89V131H88ZM98 133V132H97ZM104 133H105V131H104ZM117 133V132H116ZM216 133V132H215ZM214 133V134H215ZM17 134V133H16ZM18 134H21V133H18ZM31 134V133H30ZM41 134V133H40ZM59 134V133H58ZM69 134H71L70 133V131L69 132H65V133H63V134H61V135H59L60 136V139L58 138V140H57V138H56V141H55V139L52 141V142H56L54 145H53V147L55 146V148L57 147V148H59V146H60V144H61V142H63V140L65 139V137L66 136H69ZM92 134V133H91ZM115 134V133H114ZM114 134H113V137H114ZM169 134V133H168ZM213 134V135H214ZM226 134V133H225ZM258 134V133H257ZM75 135V134H74ZM84 135H86L87 136V134H84ZM84 135H82V136H84ZM98 135V134H97ZM164 135V134H163ZM209 135V134H208ZM219 135V134H218ZM11 136V135H10ZM14 136V135H13ZM24 136V135H23ZM44 136V135H43ZM46 136V135H45ZM48 136H46L45 138H44V140H42V141H40V145L42 146V142L43 141H45L46 142V138H47V140H48ZM52 136H53V138H54V135H51V138H52ZM89 136H90V134H89ZM116 136V135H115ZM31 137H33L34 138V134H33V136H31ZM100 137H101V135H100ZM169 137V136H168ZM174 137V136H173ZM214 137H216V136H214ZM226 137H227V135H226ZM11 138H12V136H11ZM43 138V137H42ZM50 138V139H51ZM52 138V139H53ZM81 138V137H80ZM79 138V139H80ZM84 138V137H83ZM87 138H89L88 136H87ZM103 138V137H102ZM143 138V137H142ZM196 138H197V136H196ZM196 138H194V139H196ZM241 138H242V136H240V138H239V141L241 142H243V140H241ZM245 138V137H244ZM30 139H32V138H30ZM98 139H100V138H98ZM113 139V138H112ZM116 139V138H115ZM159 139V138H158ZM199 139V138H198ZM217 139V138H216ZM224 140H225V138H223ZM227 139V138H226ZM21 140V139H20ZM34 140V139H33ZM38 141H39V139H37ZM90 140V139H89ZM88 140V141H89ZM92 140H93V138H92ZM49 141V140H48ZM78 141V140H77ZM81 141H83L82 140V138H81ZM81 141H79V142H81ZM70 142V141H69ZM83 142H85V140L83 141ZM83 142H82V144H83ZM172 142V141H171ZM225 142H227V141H225ZM234 142V141H233ZM75 140H74V142H73V146H74V148L77 146H75ZM78 143V142H77ZM112 143V142H111ZM124 143V142H123ZM173 143V142H172ZM43 144H46V143H43ZM50 144V146H52L51 145V143H49ZM53 144V143H52ZM80 144V143H79ZM78 144V145H79ZM105 144V143H104ZM244 144V143H243ZM39 145V146H40ZM48 145V144H47ZM108 145V144H107ZM220 145V144H219ZM27 146V145H26ZM40 146V147H41ZM72 146V145H71ZM85 146V145H84ZM242 146V145H241ZM12 147V146H11ZM29 147H30V145H29ZM61 147V146H60ZM82 148L81 149H83L84 150V148L85 147H83V146H81ZM166 147V146H165ZM180 147V146H179ZM243 147V146H242ZM244 149H239V152L237 153V155L235 156V154H233L235 157H236V159H235V163H239L238 164V166H236L235 165V163L233 164V165H235L236 167H231V172H232V177L233 178H235V179H237L236 177H240L241 179H244V177H245V173H244V177H242V173L240 172V166H242L241 168H243V166L245 167L246 165H244L243 163H240L241 162V160L244 158L242 155H244V156H247V157H252V159L254 160V162L252 163V161H251V165H250V169L252 168L253 170H254V174L256 175L257 173H258V170L260 169H264V164H263V162H264V138H262V139H258V138H256V137H253L252 139H247L246 141H245V145H244ZM16 148V147H15ZM20 148V147H19ZM18 148V149H19ZM22 148V147H21ZM43 148V146L41 147V149ZM49 148V145H48V147H47V149ZM54 148V149H55ZM62 148H63V146H62ZM62 148H61V150H62ZM66 148V147H65ZM68 148V147H67ZM66 148V150H68ZM119 148H121V147H119ZM143 148V147H142ZM164 148V147H163ZM231 148V147H230ZM38 149V148H37ZM45 149H46V145H45ZM70 149V148H69ZM72 149V148H71ZM173 149V148H172ZM205 149V148H204ZM8 150V149H7ZM15 151H16V149H14ZM20 150V149H19ZM31 150V149H30ZM49 150V149H48ZM47 150V151H48ZM50 150H53V148L51 149V147H50ZM57 150V152H59L58 151V149H56ZM60 150V149H59ZM76 150V152H78L77 150H78V147H77V149H75ZM86 150V149H85ZM214 150V149H213ZM21 151V150H20ZM28 151V150H27ZM34 151V150H33ZM36 151V150H35ZM40 151V150H39ZM63 152H64V150H62ZM112 151V150H111ZM159 151H161V150H156V153H158ZM229 151V150H228ZM19 152V151H18ZM26 152V151H25ZM49 152H53V151H49ZM56 152V153H57ZM86 152V151H85ZM9 153V152H8ZM30 153H32V150L30 151ZM30 153H29V155H30ZM35 153H37V152H35ZM41 152H39V154L38 155H41V158H43L42 157V154H40ZM43 153V152H42ZM54 153V152H53ZM65 153H67L66 151H65ZM70 153V152H69ZM107 153V152H106ZM155 153V154H156ZM234 153H236V151L234 152ZM20 154V153H19ZM60 154V153H59ZM213 154V153H212ZM15 155H16V153H15ZM28 155V156H29ZM33 155H34V152H33ZM45 154H43V156H44ZM48 156L49 155H52L51 153H49V154H47ZM61 155V154H60ZM74 155H76V153L74 154ZM82 155V154H81ZM170 155H171V153H170ZM32 156V155H31ZM31 156H29V158H32L33 159V157H31ZM48 156H44V158L46 157V158H48ZM59 156V155H58ZM65 156V155H64ZM78 156V155H77ZM150 156H153V155H150ZM211 156V155H210ZM15 157V156H14ZM13 157V158H14ZM81 157V156H80ZM232 157V156H231ZM11 158V157H10ZM16 158V157H15ZM26 158V157H25ZM34 158H37V161H38V158L40 159V162H43V161H49L48 159H46L45 158V160H44V158H43V160L41 161V158L40 157H34ZM57 157L55 156V159H56ZM63 158V157H62ZM203 158V157H202ZM206 158V157H205ZM12 159V158H11ZM50 159H53V158H50ZM58 159V158H57ZM60 159V158H59ZM58 159V160H59ZM248 159V158H247ZM10 160V159H9ZM24 160H26V159H24ZM23 160V161H24ZM35 160V159H34ZM61 161H62V159H60ZM59 160V162H61ZM64 160V159H63ZM206 160V159H205ZM231 160V159H230ZM11 161V160H10ZM45 161V162H46ZM51 162L50 163H52V165H56V164H53V162H54V160H53V162H52V160H50ZM145 161V160H144ZM168 161V160H167ZM170 161V160H169ZM214 161V160H213ZM213 161H211V162H213ZM244 161V160H243ZM11 162H13V161H11ZM10 162V163H11ZM25 162V161H24ZM27 162H29V161H27ZM39 162V161H38ZM56 162H58V161H56L55 160V162L54 163H56ZM81 162H82V160H81ZM93 162V161H92ZM207 162V161H206ZM220 162V161H219ZM234 161L232 160V163H233ZM35 163H37V162H35ZM34 163V164H35ZM44 163V162H43ZM86 163V162H85ZM89 163V162H88ZM215 163V162H214ZM45 164V163H44ZM44 164H42V166H44ZM46 164H48V163H46ZM59 164V163H58ZM64 164H66V162L64 161ZM63 164V165H64ZM68 164V163H67ZM82 164V163H81ZM206 164V163H205ZM224 164V163H223ZM230 164V163H229ZM4 165V164H3ZM1 166L2 168L4 167V166H6V164L4 165V166ZM13 165V164H12ZM16 165V164H15ZM15 165H14V167H15ZM26 165H27V163H26ZM29 165V164H28ZM31 165V164H30ZM29 165V166H30ZM60 165V164H59ZM63 165L62 166H59V169L61 170L62 169V171H63V169L65 168H62L63 167ZM169 165V164H168ZM210 165H212L211 163H209V166ZM215 165V164H214ZM22 166V165H21ZM29 166L28 167H26L25 169H28L29 168ZM41 166V165H40ZM41 166V167H42ZM58 166V165H57ZM68 166V165H67ZM83 167H84V165H82ZM213 166V165H212ZM230 166H231V164H230ZM9 167H10V165H9ZM9 167H8V169H9ZM16 167H19V165L17 166L16 165ZM16 167L14 168V170H16V172H17V169H16ZM24 167V166H23ZM41 167H40V169H41ZM52 167V166H51ZM75 167V166H74ZM73 167V168H74ZM86 167H87V165H86ZM177 167V166H176ZM208 167V166H207ZM249 167V166H248ZM22 168V167H21ZM20 168V169H21ZM30 168H31V166H30ZM29 168V169H30ZM43 168V167H42ZM53 168H56L55 166L53 167ZM90 168V167H89ZM212 168V167H211ZM6 169H7V167H6ZM24 169V170H25ZM93 169V168H92ZM170 169V168H169ZM176 169V168H175ZM229 169V168H228ZM245 169V168H244ZM249 169V168H248ZM249 169V170H250ZM23 170V169H22ZM42 170V169H41ZM45 170V169H44ZM56 170H58V169H56ZM66 170V169H65ZM81 170V169H80ZM87 170H88V167H87ZM230 170V169H229ZM259 170V171H260ZM10 171V170H9ZM36 171V170H35ZM53 171V170H52ZM52 171H50V172H52ZM61 171V172H62ZM170 171V170H169ZM263 171V170H262ZM261 171V172H262ZM6 172V171H5ZM20 172H21V174H22V171H19V173H18V175H20ZM34 172V171H33ZM38 172H40V171H38ZM38 172L36 173V174H38ZM46 172V171H45ZM24 173H28V170H27V172H24ZM35 173V172H34ZM42 173V172H41ZM40 173V174H41ZM135 173V172H134ZM241 173V174H240ZM13 174H15V173H13ZM12 174V175H13ZM29 174V173H28ZM137 174V173H136ZM218 174V173H217ZM225 174V173H224ZM263 174V173H262ZM16 175V174H15ZM90 175V174H89ZM88 175V176H89ZM193 175V174H192ZM220 175H221V173H220ZM247 175V174H246ZM17 176V175H16ZM35 176H38V175H34V177ZM47 176H49L48 175V173L46 174V177ZM131 176V175H130ZM133 176V175H132ZM189 176H191V174L189 175ZM194 176V175H193ZM27 177V176H26ZM26 177H24V178H22V179H25ZM29 177V176H28ZM40 177L41 176H39V179H40ZM50 177V176H49ZM53 177V176H52ZM89 177H91V176H89ZM111 177V176H110ZM222 177H224L225 178V175L224 176H222ZM222 177H221V179H222ZM256 177H259L258 175L256 176ZM260 177H262L261 175H260ZM12 178H13V176H12ZM20 178L21 177H19V180H20ZM37 178V177H36ZM42 178H43V174H42ZM104 178H105V176H104ZM114 178V176L112 177V179ZM247 178H248V176H247ZM249 178H250V175H249ZM27 179V178H26ZM31 179V178H30ZM30 179H28V180H30ZM46 179V178H45ZM44 178H43V180H45ZM79 179V178H78ZM91 179V178H90ZM95 180H97L96 178H94ZM111 179V178H110ZM139 179V177H137V180ZM195 179H197L196 177H195ZM254 179H255V177H254ZM17 180V179H16ZM32 180H34V178H32L30 181H32ZM38 180V179H37ZM47 180V179H46ZM85 180V179H84ZM141 180V179H140ZM188 180V179H187ZM224 181H225V179H223ZM227 180H228V178H227ZM240 179H238V181H239ZM256 180V179H255ZM258 181H259V179H257ZM36 181V180H35ZM49 181H52V180H49ZM134 181H136V180H134ZM142 181V180H141ZM174 181H178V180H176V178H175V180ZM180 181V180H179ZM249 181V180H248ZM261 181V180H260ZM23 182V181H22ZM25 182V181H24ZM38 181H36L35 183L36 184H38V183H40V181L37 183ZM84 182V181H83ZM97 182V181H96ZM130 182L131 183H134V182H132V180H130ZM138 182H139V180H138ZM137 182V183H138ZM181 182V181H180ZM204 182H205V180H204ZM226 182V181H225ZM228 182V181H227ZM232 182H234V181H232ZM25 183H28V182H25ZM33 185H34V183H33V181L31 182ZM30 183V184H31ZM130 183V184H131ZM191 183V182H190ZM195 183V182H194ZM19 183H17V185H18ZM29 184V183H28ZM51 184H52V182H51ZM94 184H95V182H94ZM139 184V183H138ZM188 184V183H187ZM187 184H186V186H187ZM197 184V183H196ZM16 185V188L18 187ZM24 184H22V186H23ZM27 185V184H26ZM39 185V184H38ZM37 185V186H38ZM54 185V184H53ZM133 185V184H132ZM177 185V184H176ZM198 185V184H197ZM200 185V184H199ZM21 186V184L19 185V187ZM21 186V187H22ZM30 186V185H29ZM36 186V187H37ZM42 186V185H41ZM129 186V185H128ZM136 186V185H135ZM161 186V185H160ZM162 186H163V184H162ZM161 186V187H162ZM202 186V185H201ZM261 186V185H260ZM21 187L20 188H17V189H21ZM26 188H27V186H25ZM40 187V186H39ZM130 187V186H129ZM146 187V186H145ZM158 187H159V185H158ZM166 187V186H165ZM238 187V186H237ZM11 188V187H10ZM31 188H33L32 186H31ZM34 188H35V185H34ZM143 188V187H142ZM189 188V187H188ZM13 189H15V187H13ZM23 189V188H22ZM28 189V188H27ZM30 189V188H29ZM40 188H38L37 187V190H39ZM147 189H150V188H147ZM182 189V188H181ZM227 189V188H226ZM25 190V189H24ZM142 190V189H141ZM145 190V189H144ZM159 190V189H158ZM167 190V189H166ZM172 190V189H171ZM179 190V189H178ZM228 190V189H227ZM31 191V190H30ZM32 191H35V189L34 190H32ZM24 192V191H23ZM121 192V191H120ZM178 192V191H177ZM180 192H181V190H180ZM183 192V191H182ZM193 192V191H192ZM39 193V192H38ZM147 193V192H146ZM149 193V192H148ZM173 193H175V192H173ZM249 193V192H248ZM24 193H22V195H23ZM31 194V193H30ZM29 194V195H30ZM39 194H41V193H39ZM39 194H37V192H36V194H35V196L34 197H36L35 199H37V195H39ZM47 194H48V192H47ZM122 194H123V192H122ZM129 194V193H128ZM128 194H127V196H128ZM225 194H227L226 192H225ZM229 194H231V193H229ZM227 195V198H228V205L227 204H221V206H224L225 205V208L227 207V213L229 214V213H231V212H233V213H235V215H236V217L238 218V219H235V221H233V222H235V223H233V222H231V220L229 219V218H223L222 216V219H220L219 218V216L217 217V219H218V221L219 220H221V221H219V222H217V223H213V222H215V221H213L212 223H210V226L213 224V226L214 227H216V231H218L217 232V236H212L211 237V241H210V238L208 239L209 241H210V244H209V247L208 246H206L208 249H204V248H202V249H200V250H212L211 248V245H212V243H214L216 240H218V241H221V244H225V242H223V240H225L226 239V231L227 230H229V229H231V228H234L232 225H234V224H237L236 226L238 227V228H240L241 229V232H243L242 230H245V229H242V228H250V230L251 229H254V230H256V231H258V232H260V231H264V213L262 212V210H261V207H262V204L264 203V197L262 196V195H256V194H254L253 192L252 193H250L249 195L247 194V196H245V195H243V196H241V197H237V196H233L232 194L231 195ZM246 194V193H245ZM117 195H120V194H117ZM163 195H165V194H163ZM163 195H161V196H158L159 197V200H160V197H163ZM24 196V195H23ZM26 196V195H25ZM145 196V195H144ZM239 196V195H238ZM12 197V196H11ZM15 197V196H14ZM32 197V196H31ZM34 197H32V198H34ZM39 197V196H38ZM124 197V196H123ZM129 197V196H128ZM153 197H155V196H152V198L151 199H153ZM167 197V196H166ZM196 197V196H195ZM213 197V196H212ZM226 197V196H225ZM25 198V197H24ZM31 198V199H32ZM139 198H141V197H139ZM16 199H17V197H16ZM15 199V200H16ZM19 199V198H18ZM30 199V200H31ZM46 199V198H45ZM165 199V198H164ZM163 199V200H164ZM168 199H170V198H168ZM200 199V198H199ZM202 199V198H201ZM225 199V198H224ZM14 200V199H13ZM24 200V199H23ZM140 200V199H139ZM154 200V199H153ZM223 200V199H222ZM144 201V200H143ZM149 201V200H148ZM151 201V200H150ZM149 201V202H150ZM161 201V200H160ZM204 201V200H203ZM24 202V201H23ZM131 202V201H130ZM134 202H136V200L134 201ZM138 202V201H137ZM149 202H147V203H149ZM223 202V201H222ZM125 203V202H124ZM151 203V202H150ZM156 203H158L157 201L155 202V204ZM202 202H200V203H198V204H200V206L201 205H203V204H201ZM55 204V203H54ZM139 204H141V202L139 203ZM122 205V204H121ZM124 205V204H123ZM131 205H132V203H131ZM133 205H134V203H133ZM137 205V204H136ZM145 206H146V202H145V204H144ZM158 205V204H157ZM165 205V204H164ZM174 205V204H173ZM206 205V204H205ZM127 206V205H126ZM147 206H149V205H147ZM174 206H176V205H174ZM212 206V205H211ZM22 207V206H21ZM122 207V206H121ZM158 207V206H157ZM160 207V206H159ZM158 207V208H159ZM218 207V206H217ZM123 208V207H122ZM135 208V207H134ZM133 208V209H134ZM149 208V207H148ZM157 208V209H158ZM162 208V206L160 207V209ZM223 209H225L224 207H222ZM120 209V208H119ZM137 209V208H136ZM199 209V208H198ZM206 209V208H205ZM215 209V208H214ZM218 209V208H217ZM32 210H33V208H32ZM138 210V209H137ZM150 210H152V209H150ZM197 210V209H196ZM211 210V209H210ZM222 210V209H221ZM135 211V210H134ZM134 211H133V213H134ZM147 211V210H146ZM152 211H154V209L152 210ZM179 211H180V209H179ZM254 211H257V214H254V215H252V213L254 212ZM264 211V210H263ZM139 212V211H138ZM158 212V211H157ZM160 212V211H159ZM193 212V211H192ZM192 212H190L189 214L186 212V214L187 215H184V217L183 218H185V217H189V216H192ZM197 212H198V210H197ZM202 212V211H201ZM213 211H211V213H212ZM214 212H216V211H214ZM149 213V212H148ZM153 213V212H152ZM194 213V212H193ZM199 213V212H198ZM211 213H210V211H204L203 212V215L201 216L202 218H204V219H202V218H199L198 219V222L200 223V226L202 225V226H204L203 225V223L205 224V222L208 220V218L210 217V215H211ZM154 214H155V211H154ZM158 214V213H157ZM182 214V213H181ZM184 214H185V212H184ZM212 214H214V213H212ZM227 214V215H228ZM2 215V214H1ZM132 215V214H131ZM194 215V214H193ZM196 215V214H195ZM198 215V214H197ZM215 215V214H214ZM220 215V214H219ZM226 215V216H227ZM156 216H158V215H156ZM178 216V215H177ZM135 217H137V216H135ZM194 217V216H193ZM228 217H229V215H228ZM259 217H260V219H259ZM179 218V217H178ZM197 218V217H196ZM231 218V217H230ZM180 219V218H179ZM202 219V220H201ZM181 220V219H180ZM183 220V219H182ZM216 220V219H215ZM232 220H234L233 218H232ZM10 221V220H9ZM131 221V220H130ZM130 221H127V222H130ZM176 221H177V219H176ZM256 221V222H255ZM127 222H125V223H127ZM132 222V221H131ZM175 222V221H174ZM197 222V223H198ZM209 222H211V221H209ZM176 223L177 222H175V225H176ZM180 223V222H179ZM186 224H187V222H185ZM137 224V223H136ZM193 224V223H192ZM195 224V223H194ZM193 224V225H194ZM125 225V224H124ZM126 225H128V224H126ZM172 225V224H171ZM196 225V224H195ZM199 224H197V226H198ZM131 226H133V225H131ZM169 226V225H168ZM209 226V225H208ZM130 227V226H129ZM169 227H171V226H169ZM180 227V225L178 226V227H176L175 229H177L178 230V228ZM191 227V226H190ZM128 228V227H127ZM131 228V227H130ZM167 227H165V229H166ZM172 228H173V226H172ZM195 228H197V227H195ZM227 228V229H226ZM151 229V228H150ZM154 229V228H153ZM168 229V228H167ZM174 228H173V230H175ZM183 229V228H182ZM190 229V228H189ZM194 228L192 227V230H193ZM198 230H197V233H195V234H197V235H199L198 234V231L200 232V230H199V228H197ZM208 230H210L209 228H207ZM221 229V230H220ZM237 228H234V233H235V230H236ZM170 230H171V228H170ZM181 230V229H180ZM191 229H190V231H192ZM19 231V230H18ZM182 231V230H181ZM184 231V230H183ZM230 231V230H229ZM232 231V232H233ZM132 232H133V229H132ZM176 232V231H175ZM193 233L194 232H196V231H192ZM202 232V231H201ZM201 232H200V235H201ZM231 232V231H230ZM241 233L240 232V230L238 231L237 230V233ZM245 232V231H244ZM243 232V233H244ZM248 232V231H247ZM111 233V232H110ZM122 233H124V232H122ZM180 233H182V232H180ZM191 233V232H190ZM192 233V234H193ZM207 233V232H206ZM214 233H216V232H214ZM214 233H213V235H214ZM226 233V234H225ZM234 233H233V236H234ZM250 233H251V231H250ZM249 233V234H250ZM229 234V233H228ZM232 234V233H231ZM248 234V233H247ZM113 235V234H112ZM111 235V237H113ZM123 235V234H122ZM125 235V234H124ZM145 235H147V234H145ZM188 235V234H187ZM199 235V236H200ZM210 234H208V236H209ZM216 235V234H215ZM4 236V235H3ZM126 236V235H125ZM184 236H185V232H184ZM208 236L206 235L205 236V238H204V236H203V238H204V240L206 239V238H208ZM236 236H237V234H236ZM235 236V237H236ZM110 237V236H109ZM133 237V236H132ZM131 237V238H132ZM190 237H193V236H189L188 238H190ZM238 237V236H237ZM128 238H130V236L128 237ZM130 238V239H131ZM188 238H186L185 237V239L183 238L182 240H185V243H184V245L187 243V242H191V240L193 239H188ZM197 238V237H196ZM195 238V239H196ZM199 238V237H198ZM242 238V237H241ZM246 238V237H245ZM155 239V238H154ZM200 239V238H199ZM239 240H241L240 239V237L238 238ZM204 240L202 241V238H201V241L202 242H204ZM228 240V239H227ZM226 240V241H227ZM243 241H241L242 242V244H244V239H242ZM163 241H165V240H163ZM199 241V240H198ZM230 240H228V242H229ZM130 242V241H129ZM131 242H132V240H131ZM130 242V243H131ZM156 242H158V240L156 241ZM196 242V241H195ZM223 242V243H222ZM129 243V244H130ZM139 243H140V241H139ZM149 243V242H148ZM163 243V242H162ZM233 243H235V239H234V242ZM237 243V242H236ZM143 244V243H142ZM191 244V243H190ZM206 244V243H205ZM221 244H220V246H221ZM258 244H264V239L263 238H261V237H259V238H253V237H249V239L248 240H245V245H246V247H250L251 249L255 246V245H258ZM153 245V244H152ZM183 245V246H184ZM199 242H196V243H194V246L196 247V249L199 247ZM202 245H203V243H202ZM232 244H230L229 243V246L232 248V246H231ZM238 245V244H237ZM188 245L186 244V246H185V248L187 247ZM191 246H193V244L191 245ZM190 246V247H191ZM193 246V248H195ZM215 246H216V244H215ZM233 246H235L234 244H233ZM10 247H11V245H10ZM146 247V246H145ZM161 247H162V244H161ZM169 247H172V246H169ZM181 247V246H180ZM202 247V246H201ZM211 247V248H210ZM218 247V245L216 246V248ZM222 247H223V245H222ZM221 247V248H222ZM230 247H228V246H226V247H224L223 249H224V251H223V253L222 254H220L219 255V251L218 250H214V251H211V254H212V252L213 253H215V255L218 253V255L219 256H221V255H223V254H227L228 252L230 253V252H232V251H230L231 250V248ZM241 247H242V245H241ZM147 248V247H146ZM192 247H191V249H193ZM240 248V247H239ZM244 248V247H243ZM242 248V249H243ZM148 249V248H147ZM179 249V248H178ZM182 251H183V249H184V247H183V249L182 248H180ZM196 249H194L195 251H196ZM199 249V248H198ZM197 249V250H198ZM214 249V248H213ZM218 249H220V247H218ZM233 249H236V247H234ZM237 249H238V247H237ZM139 250H140V248H139ZM141 250H143V249H141ZM175 250V249H174ZM247 250V249H246ZM255 250H256V248H255ZM254 250V251H255ZM31 251V250H30ZM144 251V250H143ZM148 251V250H147ZM146 251V252H147ZM173 251V250H172ZM185 251V250H184ZM207 251V252H208ZM253 251V252H254ZM257 251V250H256ZM255 251V252H256ZM74 252V251H73ZM75 252H77V251H75ZM149 252V251H148ZM180 252V251H179ZM178 252V254L177 255H179V254H181V253H179ZM192 252H193V250H192ZM191 252V253H192ZM197 252V255H198V253H200V252H198V251H196ZM263 252V251H262ZM233 253V252H232ZM250 253H251V251H250ZM183 254V253H182ZM186 254V253H185ZM203 254V253H202ZM243 254H245V251H244V253ZM31 255V254H30ZM200 255V254H199ZM204 255V254H203ZM217 255V256H218ZM228 256H229V254H227ZM227 255L225 256V257H227ZM247 255V254H246ZM67 256H68V254H67ZM170 256H172V255H170ZM190 256V255H189ZM205 256V255H204ZM206 256H208V255H206ZM212 256L213 255H211V258H212ZM224 256V255H223ZM176 257V256H175ZM174 256H173V258H175ZM195 257V256H194ZM197 257V256H196ZM210 257V256H209ZM222 257V256H221ZM220 257V258H221ZM238 257H241V251H240V249H239V252L234 256V258H233V260H236V262H237V258ZM67 258V257H66ZM214 258H215V256H214ZM223 258V257H222ZM221 258V259H222ZM232 258V257H231ZM47 259V258H46ZM68 259V258H67ZM176 259V258H175ZM199 259V256H198V258H196V259H194L193 261H192V263L193 264H195V263H200L201 261H199L198 260ZM203 259H205L204 257H203ZM210 259V258H209ZM230 259V258H229ZM176 260H178V259H176ZM183 260V259H182ZM206 260H207V257H206ZM206 260H204L203 261V263L204 262H206ZM211 260V259H210ZM209 260V261H210ZM214 260H216V259H214ZM213 260V261H214ZM218 260V259H217ZM243 260H245V259H243ZM25 261V260H24ZM169 261H170V259H169ZM174 261V260H173ZM199 261V262H198ZM212 261V262H213ZM225 261H227L226 259H225ZM239 261H240V259H239ZM248 261H250V260H248ZM56 262V261H55ZM132 262V261H131ZM183 262H184V260H183ZM182 262V263H183ZM187 262V261H186ZM186 262H185V264H186ZM211 262V261H210ZM174 263V262H173ZM192 263H190V264H192ZM207 263V262H206ZM217 263H219V262H217ZM217 263H215V264H217ZM222 263V262H221ZM246 263H248V262H246ZM60 264V263H59ZM179 264V263H178ZM189 264V263H188ZM224 264V263H223ZM225 264H227V263H225ZM236 264V263H235ZM240 264V263H239Z\"/></svg>","mask_w":264,"mask_h":264},{"label":"snow or ice","instance_id":"3","mask_svg":"<svg viewBox=\"0 0 264 264\" xmlns=\"http://www.w3.org/2000/svg\"><path fill=\"white\" fill-rule=\"evenodd\" d=\"M81 35H83V34H81ZM262 178H264V176H262Z\"/></svg>","mask_w":264,"mask_h":264}]
</instances>
